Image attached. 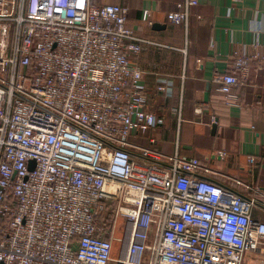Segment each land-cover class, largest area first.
<instances>
[{
    "label": "built area",
    "instance_id": "2783aa9c",
    "mask_svg": "<svg viewBox=\"0 0 264 264\" xmlns=\"http://www.w3.org/2000/svg\"><path fill=\"white\" fill-rule=\"evenodd\" d=\"M197 4L168 19L188 26ZM128 15L96 0H0V262L250 264L264 244L254 196L208 178L198 157L137 141L160 120L135 60L149 40ZM253 58L264 61L236 51L234 71L214 75L227 103ZM120 217L129 243L114 256Z\"/></svg>",
    "mask_w": 264,
    "mask_h": 264
},
{
    "label": "crops",
    "instance_id": "0c3cea01",
    "mask_svg": "<svg viewBox=\"0 0 264 264\" xmlns=\"http://www.w3.org/2000/svg\"><path fill=\"white\" fill-rule=\"evenodd\" d=\"M96 1L128 6V26L149 40L135 60L145 72L148 107L160 121L137 141L147 144L153 137L163 153L198 157L211 169L208 178L254 196L252 216L264 221V61L253 58L236 105L226 102L213 81L216 73L234 71L236 51L264 57V0H197L188 26L168 19L185 0ZM145 9L151 10V21L143 19ZM160 85L166 89L158 90ZM125 226L123 218L116 231L123 241H114V256L129 243ZM261 254L264 244L248 253L249 263L256 264Z\"/></svg>",
    "mask_w": 264,
    "mask_h": 264
},
{
    "label": "water",
    "instance_id": "95a60500",
    "mask_svg": "<svg viewBox=\"0 0 264 264\" xmlns=\"http://www.w3.org/2000/svg\"><path fill=\"white\" fill-rule=\"evenodd\" d=\"M158 24V23H157ZM208 95V93L206 94V96ZM214 129L216 128V124L213 125ZM35 161L33 160L32 163H34ZM0 264H4L3 262H0Z\"/></svg>",
    "mask_w": 264,
    "mask_h": 264
},
{
    "label": "rangeland",
    "instance_id": "374dc122",
    "mask_svg": "<svg viewBox=\"0 0 264 264\" xmlns=\"http://www.w3.org/2000/svg\"><path fill=\"white\" fill-rule=\"evenodd\" d=\"M119 223H120V224L123 223V218L120 219Z\"/></svg>",
    "mask_w": 264,
    "mask_h": 264
}]
</instances>
